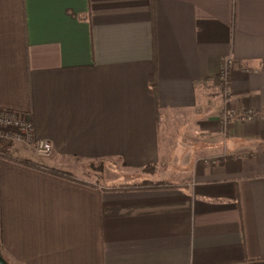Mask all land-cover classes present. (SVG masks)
<instances>
[{"label": "crops", "instance_id": "crops-1", "mask_svg": "<svg viewBox=\"0 0 264 264\" xmlns=\"http://www.w3.org/2000/svg\"><path fill=\"white\" fill-rule=\"evenodd\" d=\"M0 108L10 264H264V0H0Z\"/></svg>", "mask_w": 264, "mask_h": 264}, {"label": "built area", "instance_id": "built-area-1", "mask_svg": "<svg viewBox=\"0 0 264 264\" xmlns=\"http://www.w3.org/2000/svg\"><path fill=\"white\" fill-rule=\"evenodd\" d=\"M230 62L231 59H227L220 72V76L224 81L227 79ZM255 114L256 112L252 109L238 114L231 109H226L222 115L221 123L223 127H226L228 121L233 118L250 120ZM0 141L10 144L7 151L0 150V160L5 158L22 161V158H25L21 153L22 150H31L36 155L45 158L50 157L53 152L52 141L37 138L33 122L29 119V116L3 108H0Z\"/></svg>", "mask_w": 264, "mask_h": 264}, {"label": "trees", "instance_id": "trees-1", "mask_svg": "<svg viewBox=\"0 0 264 264\" xmlns=\"http://www.w3.org/2000/svg\"><path fill=\"white\" fill-rule=\"evenodd\" d=\"M153 88L157 87V83L156 81L152 82ZM10 146V144L8 142L5 141H0V150L3 151H7L8 147ZM23 161V160H22ZM154 169L153 166H147L145 167L142 171H146V172H152ZM150 181L147 182V186H151V183H149Z\"/></svg>", "mask_w": 264, "mask_h": 264}, {"label": "rangeland", "instance_id": "rangeland-1", "mask_svg": "<svg viewBox=\"0 0 264 264\" xmlns=\"http://www.w3.org/2000/svg\"><path fill=\"white\" fill-rule=\"evenodd\" d=\"M22 150V149H21ZM27 151H29V155H26L28 158H22L23 159V161H25V162H33L34 160H37V161H39L40 163H42V160H44V159H46L45 157H40V156H38V155H36L33 151H31V150H22L21 151V153H22V155L25 153V152H27ZM34 159V160H33ZM43 164V163H42Z\"/></svg>", "mask_w": 264, "mask_h": 264}, {"label": "water", "instance_id": "water-1", "mask_svg": "<svg viewBox=\"0 0 264 264\" xmlns=\"http://www.w3.org/2000/svg\"><path fill=\"white\" fill-rule=\"evenodd\" d=\"M0 264H10L1 253H0Z\"/></svg>", "mask_w": 264, "mask_h": 264}]
</instances>
